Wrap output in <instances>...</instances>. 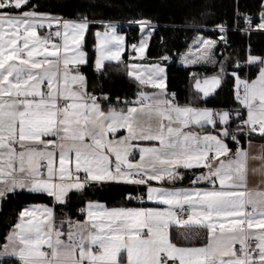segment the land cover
Returning <instances> with one entry per match:
<instances>
[{
	"label": "snow or ice",
	"instance_id": "1",
	"mask_svg": "<svg viewBox=\"0 0 264 264\" xmlns=\"http://www.w3.org/2000/svg\"><path fill=\"white\" fill-rule=\"evenodd\" d=\"M260 15L257 28L264 29V10ZM89 23L87 17L50 16L31 0H0V198L27 190L64 204L72 190L83 196L101 182L123 181L145 186L146 199L156 206L108 208L88 201L80 209L85 221H68L66 240L53 208H24L0 248V264L11 258L19 264H264V190L249 188L255 174L264 183V155L251 151L253 134L264 139V57L249 54L242 62L258 69L255 79L238 75L240 61L232 72L235 98L247 118L240 109L197 107L199 96L187 105L176 103L159 64L143 70L129 65L127 75L139 86L136 99L126 102V110L109 104L105 111L110 97L88 93L78 67L86 63L82 45ZM132 23L151 35L149 21ZM54 24L55 31L38 33ZM104 28L95 33L97 71L105 60L120 61L126 44L115 24ZM202 43L209 52L215 47L213 41ZM146 47L145 40L131 45L137 56ZM199 62L185 57V63ZM205 62L220 64V74L196 79L198 93L209 97L226 69L211 54ZM233 114L239 120L235 129ZM117 129H127V135L115 139ZM144 142L152 146L141 147ZM256 160L259 167H250ZM180 169H203L191 183L211 187H176L186 174ZM171 225L185 229L179 238L189 243L199 236L195 229L204 228L207 243L179 246Z\"/></svg>",
	"mask_w": 264,
	"mask_h": 264
},
{
	"label": "trees",
	"instance_id": "2",
	"mask_svg": "<svg viewBox=\"0 0 264 264\" xmlns=\"http://www.w3.org/2000/svg\"><path fill=\"white\" fill-rule=\"evenodd\" d=\"M31 3L39 5L41 12L58 15L64 19L87 17L90 23L84 49L88 60L84 69L88 82L99 98L108 96L109 102L112 103H117L119 99V104L122 105L132 101L138 91V84L127 75V64L130 62L129 45L137 43L140 38L138 24L122 23L137 20L150 22L152 30L146 48L147 60L161 62L168 70L172 67L167 63V58L182 52L186 42L195 34L202 33L221 39L217 61H224L226 73L221 74V84L212 95L203 97L193 88V81L199 76L220 74L219 63L214 67L197 66L193 70H187L181 77L170 74L166 90L175 94V100L180 105H187L193 97L199 96L202 99L195 105L197 107L240 109L246 118L244 109L235 98L236 85L232 72L236 70L237 61H245L249 54L264 57V31L256 28L261 19V11L264 10L261 7L264 0H31ZM245 16L255 27L249 33L243 30L246 25ZM106 22L121 23L118 28L126 35L127 50L121 62L107 63L98 74H94V32L102 30ZM220 25L226 28L223 32L217 31ZM241 69L238 75L249 81L255 78L258 71L249 67ZM191 71L193 73L190 75ZM238 124L239 120H235L231 129H235ZM246 140L248 139L243 138L242 143ZM251 140L264 141L258 134H253ZM139 191L138 186L100 183L88 189L83 196L76 191L69 192L64 204H55L53 198L46 194L16 191L15 194L0 199V248L6 241L5 237L11 225L17 222L19 212L27 205L47 204L54 208L56 218H72L76 215V209L83 207L88 201L119 206L130 203L129 197Z\"/></svg>",
	"mask_w": 264,
	"mask_h": 264
},
{
	"label": "crops",
	"instance_id": "3",
	"mask_svg": "<svg viewBox=\"0 0 264 264\" xmlns=\"http://www.w3.org/2000/svg\"><path fill=\"white\" fill-rule=\"evenodd\" d=\"M44 13H47V12H44ZM47 14H49L50 16L59 17L58 15H54V14H50V13H47ZM67 20H74V19H67ZM75 20H79V19H75ZM260 22H261V19H260ZM111 24H114V23L111 22ZM115 25L117 26V24H115ZM150 26H151L150 27V30H152V25L150 24ZM256 28H257V26H256ZM48 29L49 28L45 25L44 28L38 29V33L43 35V34L46 33V31ZM257 29H259V28H257ZM260 30L264 31V29H260ZM97 31L103 33L105 31V28H103L102 30H96L94 32V43L95 44H96L95 33ZM117 31L119 32V34L125 36V40H126L125 33L121 32L119 30L118 26H117ZM217 31L218 32H221L220 28H218ZM201 35H203V34L202 33L195 34L193 37H191L186 42L185 47L182 50V52H180L179 54H174L172 58H167V63H170L171 64L170 67H172L171 69L169 68V70L161 62H150V61L147 60V56H146V48L147 47L145 48V52H144V55L143 56H137V54L135 53V51L132 50L131 45H133V44H131V45H129V54H128V58L130 59V62L127 64V69H128V66L131 65V64H135V65L141 66V69L142 70H143L144 67H147V66H150V65H154V64H159L161 67L164 68V80H165V88H166V85L168 83V78H169V75L170 74H171V76L181 77V76H183V74H185L187 72V70H193L197 66H204L205 65V66L214 67L216 64H213L211 62L210 63L203 62V58H202L203 57V53L200 51L201 48H199V46L197 45V42L203 41L201 39V37H202ZM149 38H150V35L148 34V32H141V29H140V38H139V41L137 43H135V44L138 45L141 42V40H145L146 43H147V45H148ZM220 47H221V43L219 45L218 50L216 49V52H214V53L211 54L212 55V58L214 60H216V61H217L218 55L220 53ZM82 50L86 54V63H87L88 56H87L86 50L84 49V44L82 45ZM126 50H127V43L125 44V50L121 53V59H120V61H109V60H105L103 62V66L105 64H107V63H115V64H117V63L121 62L122 59H123V55L126 53ZM198 56H201V61L199 60V57ZM185 57H189L190 59L199 60L200 62L199 63H194V64H188V63H185ZM164 58H166V57H164ZM96 59H97V51H96V48H95V56H94L93 67H95V61H96ZM86 63L81 64V65L78 66L79 67V72H80L81 75H83L85 77V88H86V91L88 93H90V94H94V92L92 91L91 85L88 82L89 81L88 80V75H87V73H86V71L84 69V66L86 65ZM101 69L99 71H101ZM192 73H193V71H191L190 75ZM211 76H213V75L196 77L194 79V81H193V88L197 91V89L195 88V83H196V79L197 78H199L201 81H203L204 78L211 77ZM132 79H134V78H132ZM73 87H76V86H73ZM218 87L219 86H217L216 89ZM216 89H215V91H216ZM146 90L147 91H150V92L156 91L154 89H151L150 87L147 88ZM167 94L169 95V97H171L173 93H168L167 92ZM200 94L202 95V93H200ZM212 94H210V95H212ZM94 95H96V94H94ZM96 96L98 97V95H96ZM135 99H136V96H135V98L132 101H134ZM176 103H178V102L176 101ZM109 104H111L113 107H116L117 109L123 107V108H125V110H126V107L128 106L127 104L126 105H122V104H119V103L108 102V103L103 104V108H104L105 111H107V109L109 107ZM199 107H202L203 108V107H207V106H199ZM207 108H211L213 110H227V109H224V108H213V107H207ZM246 118H247V113H246ZM124 135H127V129H117V132H116L114 138L115 139H119L120 136H124ZM112 138H113V134L109 133V139H112ZM251 143H252V150H251L252 151V154L253 155H263L264 149H262L261 146L264 145V141H253V140H251ZM242 144H243V146L245 148H247L249 146V140H246ZM150 146H152V145H151V143H148V142H144V143L141 144V147H150ZM136 159L137 160L139 159V154L138 153L136 155ZM259 165H260V161L259 160L250 161V167H259ZM201 170H203V169H192V170L180 169V171L182 173H186V174H185L183 180H179V179L177 180L175 186L176 187H180V188H191V187L210 188L211 185L206 184V183H204L202 181L199 182V183H197L196 185H193L191 183V181L194 180L197 175H199V173H200ZM101 183H113V184L133 185V184H126L123 181H119V182H117V181H105V182H101ZM152 183H153L154 186H169V184H168L167 181H164L162 183L161 182H155L154 181ZM133 186H137V185H133ZM138 187L140 188V191L138 193L141 194L144 197V199H142V200H137L136 199V194H135V195L131 196L132 199H131V202L130 203H126V204L119 205V206H108L104 202H99V201H94V202L101 203V204L105 205L108 208H113V207H126V208H141V207H144V208H147V207H154V206H156L154 204V202L148 201L146 199L145 186L141 185V186H138ZM217 187H218V185H217ZM249 188H257L258 190H264V183H261L259 174H255V175L250 176ZM17 191H20V190H17ZM25 191H27V190H25ZM72 191H75V190H72ZM86 204L83 207H81V208H85L86 207ZM36 205H46L48 207L53 208L52 206L47 205V204H43V203H33V204H30V205H27L25 208L32 207V206H36ZM53 210H54V208H53ZM54 215H55V213H54ZM69 220L72 221V222L79 221V222L83 223L85 221V214H82V213L76 214L72 218H67V217L56 218L57 227H60L61 228V231H63L65 233V235L62 237L65 240L67 239L66 233H67L68 228H69V224H68V221ZM61 221H63V224H61ZM183 231H185V229L180 228L177 225H171L170 228H169V232L172 234V236L174 238V242H177L179 244V246H184V247H202V246H204L207 243V230L206 229H204V228L195 229V231H197L199 233V236L197 238H194L190 243L184 241L182 238H179V233L180 232H183ZM6 242L7 241H5V243ZM77 256H78V253H77ZM8 264H19V262L15 258H11L8 261ZM177 264H178V262H177Z\"/></svg>",
	"mask_w": 264,
	"mask_h": 264
},
{
	"label": "built area",
	"instance_id": "4",
	"mask_svg": "<svg viewBox=\"0 0 264 264\" xmlns=\"http://www.w3.org/2000/svg\"><path fill=\"white\" fill-rule=\"evenodd\" d=\"M59 18H62V17H60L59 16ZM62 19H64V18H62ZM64 20H67V19H64ZM133 22V21H132ZM132 22H128V23H122V25L124 24V25H126V24H135V23H132ZM108 23H111V22H106V24H108ZM112 23H114V24H117V26L119 27L120 25H121V23H119V22H112ZM226 28L224 27V30H225ZM255 29V27L251 24L250 26H249V24H247L246 23V25H245V27L243 28V30H245L247 33H249L250 31H252V30H254ZM56 30V25H53V28L52 29H48L47 31H46V33H48V32H50V31H55ZM45 33V34H46ZM55 39V38H54ZM222 42H223V40H222ZM241 67H245V66H243V63L241 62ZM92 71H93V73L94 74H98V72L99 71H97V69H96V67H93V69H92ZM92 95H94V94H92ZM96 96V95H95ZM244 111H245V114H246V109H244ZM139 197H142V195L141 194H139V193H137L136 194V199L137 200H141V199H139ZM80 209H82L81 207H78L77 209H76V214H80L81 212H80ZM182 215H184V218L186 219L187 217H186V214H182ZM254 244H255V242L253 241V243H252V246L254 247ZM237 250L239 249V244H236L235 246H234ZM46 251H47V249H45Z\"/></svg>",
	"mask_w": 264,
	"mask_h": 264
},
{
	"label": "rangeland",
	"instance_id": "5",
	"mask_svg": "<svg viewBox=\"0 0 264 264\" xmlns=\"http://www.w3.org/2000/svg\"><path fill=\"white\" fill-rule=\"evenodd\" d=\"M150 27H151V26H150ZM201 36H202L201 39H202L203 41H213V42H215V47L212 48V49L210 50V52L205 50V46H204V44L202 43L203 41H201V42H197V45L199 46V48H201L200 51L203 53V57H202V58H203V62H205V57H206L207 55L216 52V49L218 50L219 45H220V43H221V42H220L221 39L213 38V37H209V36H206V35H201ZM198 57H199V60L201 61V56H198ZM205 63H210V62H205ZM246 113H247V112H246Z\"/></svg>",
	"mask_w": 264,
	"mask_h": 264
}]
</instances>
